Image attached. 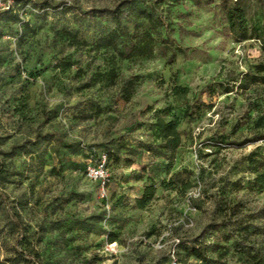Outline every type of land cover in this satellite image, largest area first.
I'll use <instances>...</instances> for the list:
<instances>
[{
    "label": "rangeland",
    "instance_id": "374dc122",
    "mask_svg": "<svg viewBox=\"0 0 264 264\" xmlns=\"http://www.w3.org/2000/svg\"><path fill=\"white\" fill-rule=\"evenodd\" d=\"M155 1L34 0L44 8L25 10L30 20L0 17V246L8 253L0 264H36L15 255L23 248L38 264H119L126 234L139 236L136 264L172 256L208 264L194 247L218 264H241L235 242L263 244L264 84H238L264 75V8L235 5L245 23L230 31L213 4ZM147 4L162 19L151 57L113 60L93 48L114 27L113 8L133 17ZM205 14L211 28L202 29ZM206 30L220 44L198 45ZM65 31L89 47L72 45ZM162 38L175 42L164 54ZM157 119L175 125L176 149L164 147ZM92 150L111 156L103 198L84 175ZM215 224L223 225L206 229Z\"/></svg>",
    "mask_w": 264,
    "mask_h": 264
},
{
    "label": "trees",
    "instance_id": "16d2710c",
    "mask_svg": "<svg viewBox=\"0 0 264 264\" xmlns=\"http://www.w3.org/2000/svg\"><path fill=\"white\" fill-rule=\"evenodd\" d=\"M163 1H175L178 0H156L154 4H160ZM28 1L24 0L23 2H18L27 4ZM195 5H200L204 3L206 5L213 4V7H219L224 13L225 21L227 27L230 31H234L237 26L244 25V15L240 9L235 7L232 3V0H192ZM34 9L37 11L43 10L42 3H33ZM112 18L114 20V27L110 29L107 33L99 36L96 41L93 43V48L97 51L104 50L110 51L112 54V59L118 60H130L134 57H145L149 58L153 55L156 49V40L154 38V31L162 26V19L156 18L153 11V7L150 4H147L145 9L139 10L135 13L133 17L125 10H122L121 5H117L111 10ZM7 15L17 19L18 14L12 12H0V17ZM127 24H131L132 28L129 29ZM64 37L72 45H80L84 47H89V43L86 41H80L77 36L72 32H64ZM169 42L171 45H174V40L169 38H162L159 40V46L157 50L162 54L165 53V46ZM259 73H264V65L261 66ZM123 87L120 90V95L123 99H128L127 88L129 87L130 80H123ZM262 83L264 84V75L257 76V74L246 75L245 78L238 84L240 88L247 87L249 84ZM226 92H230L229 88L225 89ZM101 108L96 107V113H100ZM156 126L161 131V137L164 141V147L166 149L174 150L179 146L180 136L176 131V127L172 122L163 123L159 119L156 120ZM223 136H220L222 138ZM58 140V139H57ZM258 140L264 141V132L258 136ZM108 156L109 163L111 161V156L108 152L105 151ZM118 154H115V162L119 161ZM127 164H132V160L129 158H124ZM11 221L17 227L19 226L18 216L15 213L10 214ZM223 225V224H222ZM221 224L207 225L206 229L213 227V230H217L222 226ZM250 241V238L248 239ZM264 244V242H263ZM241 245V246H238ZM234 248L236 252V259L241 264H264V252L261 249H254L251 246H245L242 244L234 243ZM193 255L200 261H208V264H218L216 260H207L206 257L200 252L198 247L193 248ZM25 248L17 250L15 255L18 256L21 261H32L38 264L35 259V254H31ZM169 262V261H168Z\"/></svg>",
    "mask_w": 264,
    "mask_h": 264
},
{
    "label": "clouds",
    "instance_id": "9594fccd",
    "mask_svg": "<svg viewBox=\"0 0 264 264\" xmlns=\"http://www.w3.org/2000/svg\"><path fill=\"white\" fill-rule=\"evenodd\" d=\"M54 2L56 4H59V3H61V0H54ZM11 3H12V0H8V5H10ZM66 3L68 5H72L74 3V0H66ZM80 3L85 4V0H80ZM232 3L234 5H236L237 7H247V8L252 9V10L264 8V0H243V3L241 2V0H232ZM92 6L103 7L105 5L101 2H96L95 5H93V0H89L88 4L86 5V8H90ZM6 7H7V5H5L3 3V0H0V11H3ZM29 7H31V6L29 5ZM21 19L22 20H30L31 17L22 15ZM210 21H211L210 15L205 14V15H203V17L201 19H199L197 21V23L201 26L202 29H204L205 26H207V28H211ZM206 41L208 43H205ZM220 42H221V39L219 37L213 38V31L212 30H206L204 37L201 40L197 41V44L202 45L205 49H207L212 44H220ZM17 60H19V57H17ZM227 70L228 69L226 68L225 74H227ZM245 71H246V69H245ZM72 102L74 103L75 100H73ZM118 102H122V101L118 100ZM62 123L64 124L65 127H67L66 121H62ZM260 143H264V141H261ZM262 206H264V205H262ZM108 207L110 208L111 206L109 205ZM252 210L253 211L257 210L255 205L252 206ZM110 215H113V213L110 212ZM103 226L105 228H109V225L106 222L103 224ZM198 234H199V232H197V235ZM138 238H139L138 235L137 236H130V235L126 234L127 247L121 245L119 248V251L121 253H124L125 256L120 258L119 264H136L134 249L136 248L135 241ZM214 242L215 241L213 239H207L204 241V243L207 245L213 244ZM175 243H179V240L176 239ZM256 247L258 249H261L262 252H264V244L258 243L256 245ZM140 251H144V249L141 248ZM6 255H8V253H6L4 251V248L2 246H0V261H4ZM173 259H175L174 256H173Z\"/></svg>",
    "mask_w": 264,
    "mask_h": 264
},
{
    "label": "built area",
    "instance_id": "2783aa9c",
    "mask_svg": "<svg viewBox=\"0 0 264 264\" xmlns=\"http://www.w3.org/2000/svg\"><path fill=\"white\" fill-rule=\"evenodd\" d=\"M24 0H12V3L8 5V0H3V3L7 7L0 12H12L21 16L25 10L37 11L33 7L34 0H26L27 4L21 5ZM29 5L31 7H29ZM84 175L87 180L92 183H95L98 186V190L101 198L106 196V190L108 188L109 182V159L107 154L104 151L96 152L95 150L91 151L90 156L87 159V162L84 167ZM168 264H180L179 261L173 256L169 260Z\"/></svg>",
    "mask_w": 264,
    "mask_h": 264
}]
</instances>
